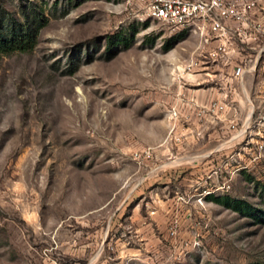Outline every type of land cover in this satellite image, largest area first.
Listing matches in <instances>:
<instances>
[{"label":"rangeland","instance_id":"obj_1","mask_svg":"<svg viewBox=\"0 0 264 264\" xmlns=\"http://www.w3.org/2000/svg\"><path fill=\"white\" fill-rule=\"evenodd\" d=\"M145 4L0 0L44 21L0 55V264H264V150L196 116L197 37Z\"/></svg>","mask_w":264,"mask_h":264},{"label":"built area","instance_id":"obj_2","mask_svg":"<svg viewBox=\"0 0 264 264\" xmlns=\"http://www.w3.org/2000/svg\"><path fill=\"white\" fill-rule=\"evenodd\" d=\"M145 3L146 17L159 20L178 34L197 37L192 63L201 65L207 81L218 91L205 101H193L196 116L226 120L232 130L228 140L244 135L247 147L262 152L264 0H145ZM260 107L262 110L256 116ZM240 122L242 126L237 127Z\"/></svg>","mask_w":264,"mask_h":264},{"label":"trees","instance_id":"obj_3","mask_svg":"<svg viewBox=\"0 0 264 264\" xmlns=\"http://www.w3.org/2000/svg\"><path fill=\"white\" fill-rule=\"evenodd\" d=\"M43 24L44 21H37L36 17L34 19L27 17L26 20L13 23L6 29H4L5 27H0V55L14 50L32 49L36 44L38 31ZM122 40L127 41L126 37H123ZM208 196L235 210L253 213V205L245 199L232 198L228 195H216L214 193H209ZM256 216L261 217L260 215Z\"/></svg>","mask_w":264,"mask_h":264},{"label":"crops","instance_id":"obj_4","mask_svg":"<svg viewBox=\"0 0 264 264\" xmlns=\"http://www.w3.org/2000/svg\"><path fill=\"white\" fill-rule=\"evenodd\" d=\"M215 94V93H214Z\"/></svg>","mask_w":264,"mask_h":264}]
</instances>
